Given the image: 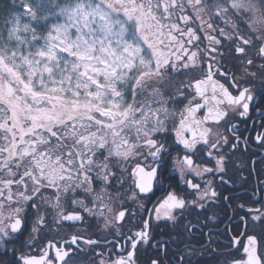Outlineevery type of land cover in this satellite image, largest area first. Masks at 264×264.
Instances as JSON below:
<instances>
[{
	"label": "snow or ice",
	"instance_id": "1",
	"mask_svg": "<svg viewBox=\"0 0 264 264\" xmlns=\"http://www.w3.org/2000/svg\"><path fill=\"white\" fill-rule=\"evenodd\" d=\"M233 121L264 147V0H10L0 264H202L194 235L264 264V181L222 192L249 144Z\"/></svg>",
	"mask_w": 264,
	"mask_h": 264
},
{
	"label": "flooded vegetation",
	"instance_id": "2",
	"mask_svg": "<svg viewBox=\"0 0 264 264\" xmlns=\"http://www.w3.org/2000/svg\"><path fill=\"white\" fill-rule=\"evenodd\" d=\"M254 118L259 120L260 113L254 112L252 113ZM233 123L237 124V131L238 133H242L243 136L249 137V144L247 147V150L244 151L242 148L238 149L235 152L234 157V168L229 173V175L232 177V182H230L228 185H225L222 188V192L224 195H231L233 199L237 197H241L246 199L247 197L244 195V193L247 191L249 193L252 192L254 188L259 186L261 181H264V147H261L259 144L254 142L252 137H254L255 132L252 129L251 121H249L248 126L246 127L242 123H238V121H233ZM175 155V154H174ZM256 161L254 167L256 171H252V161ZM131 167V165H129ZM168 175L176 176L178 179V174L171 171V169L167 172ZM182 188L183 185H180ZM162 194V190L156 191L155 196H152L151 193H149V196H152V200L155 201L157 197H159ZM147 203L148 207H151V203ZM132 207L135 209L136 205H132ZM222 207V206H221ZM220 211V209H218ZM229 215H231L229 211ZM221 217H223V212L221 211ZM188 219L192 220L193 223H195V216H189ZM227 221H225L226 223ZM184 223H187V221H184ZM79 228H86L87 225H77ZM224 228V224L220 225V230L222 231ZM178 231H183L182 227L178 229ZM203 231L207 233L209 231L208 228H204ZM156 232L159 236H163L164 238H167L168 235L171 233L173 238H175V232L172 230L171 226H166L163 222H161L160 227L156 229ZM187 235V234H185ZM222 239V238H221ZM196 240H200V244L196 243ZM193 246L197 247L198 249L201 248V245H204L203 251H198L197 256L194 257L195 260H199L202 262V264H214L213 260V252L211 248H209L203 237H200L199 235H194L192 240ZM213 248L215 245L212 246ZM29 249L26 247L25 251H28ZM33 251H36V249H32ZM4 249H0V259H8L9 257L4 256ZM150 255H156L154 250H149L147 252L141 251L140 257L142 261H146L148 256ZM86 259V258H85Z\"/></svg>",
	"mask_w": 264,
	"mask_h": 264
},
{
	"label": "trees",
	"instance_id": "3",
	"mask_svg": "<svg viewBox=\"0 0 264 264\" xmlns=\"http://www.w3.org/2000/svg\"><path fill=\"white\" fill-rule=\"evenodd\" d=\"M9 3L10 0H0V9H4Z\"/></svg>",
	"mask_w": 264,
	"mask_h": 264
}]
</instances>
